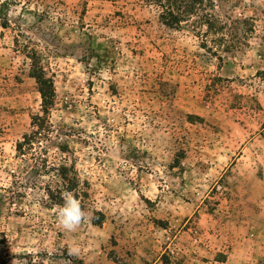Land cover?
<instances>
[{"label":"rangeland","instance_id":"rangeland-1","mask_svg":"<svg viewBox=\"0 0 264 264\" xmlns=\"http://www.w3.org/2000/svg\"><path fill=\"white\" fill-rule=\"evenodd\" d=\"M179 4L171 29L151 0H0V264H185L188 229L264 201V0ZM31 52L55 99L18 153Z\"/></svg>","mask_w":264,"mask_h":264},{"label":"crops","instance_id":"crops-1","mask_svg":"<svg viewBox=\"0 0 264 264\" xmlns=\"http://www.w3.org/2000/svg\"><path fill=\"white\" fill-rule=\"evenodd\" d=\"M255 204L228 228L216 231L207 224L194 236L188 229L185 243L197 248L185 249L190 259L185 264H264V201Z\"/></svg>","mask_w":264,"mask_h":264},{"label":"trees","instance_id":"trees-1","mask_svg":"<svg viewBox=\"0 0 264 264\" xmlns=\"http://www.w3.org/2000/svg\"><path fill=\"white\" fill-rule=\"evenodd\" d=\"M151 2L162 9L160 20L165 27L171 29L180 28L184 15H182L183 13H179L176 7H180L179 3L183 2V0H151ZM27 58L30 62L29 76L34 80L41 100V115L33 117L32 124L36 128L33 136L24 135L23 141L16 144L18 153L23 152L26 146H31L33 140H39L41 137H44V133L49 131L50 124L48 117L55 99L52 79L46 76L39 55L31 52L27 53ZM55 171L60 182L54 191L48 189V195L51 201L57 202L61 208H66L69 206V203L65 195H69V198L76 202L79 201V197L81 196L78 191L77 178L65 166L57 167Z\"/></svg>","mask_w":264,"mask_h":264}]
</instances>
